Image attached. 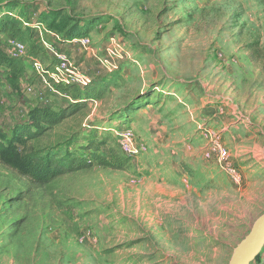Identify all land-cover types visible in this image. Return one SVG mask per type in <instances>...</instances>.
Masks as SVG:
<instances>
[{"label":"rangeland","instance_id":"obj_1","mask_svg":"<svg viewBox=\"0 0 264 264\" xmlns=\"http://www.w3.org/2000/svg\"><path fill=\"white\" fill-rule=\"evenodd\" d=\"M3 13L31 31L32 58L14 85L0 73V130L73 105L58 86H90L29 146L72 142L121 167L38 186L0 163V264H229L264 214V0H0Z\"/></svg>","mask_w":264,"mask_h":264},{"label":"trees","instance_id":"obj_2","mask_svg":"<svg viewBox=\"0 0 264 264\" xmlns=\"http://www.w3.org/2000/svg\"><path fill=\"white\" fill-rule=\"evenodd\" d=\"M7 15L10 14L3 13L0 15V37L3 35L10 36L26 44L23 38L27 34L30 35L31 31L22 28L13 18ZM28 53V59H31L32 57ZM17 61L20 60L9 57L2 46L0 38V73L10 85H14L15 81L20 80L21 75L26 77V72L19 69ZM89 87L86 86L81 91L75 84L58 86L57 88L61 92L70 93L72 102H74L73 105L66 108L42 104L35 105L28 111L25 120L12 127L10 136L0 130V163L15 171L18 175L28 178L38 186L45 185L65 175L91 169L94 165L113 169L120 168L121 166L116 165L117 162L111 164L95 156L94 153L91 160L75 156L69 151L72 142H68L64 146L56 145L43 149H34L29 146L30 142L44 137L67 119L85 109L87 106L86 101L89 99V92H87ZM104 145L103 141L93 142L88 150L97 152ZM117 160L118 158H115V161Z\"/></svg>","mask_w":264,"mask_h":264},{"label":"water","instance_id":"obj_3","mask_svg":"<svg viewBox=\"0 0 264 264\" xmlns=\"http://www.w3.org/2000/svg\"><path fill=\"white\" fill-rule=\"evenodd\" d=\"M264 246V214L252 225L248 235L234 249L229 264H250Z\"/></svg>","mask_w":264,"mask_h":264},{"label":"built area","instance_id":"obj_4","mask_svg":"<svg viewBox=\"0 0 264 264\" xmlns=\"http://www.w3.org/2000/svg\"><path fill=\"white\" fill-rule=\"evenodd\" d=\"M1 41H2V46L9 55V57L15 59H22L27 57V46L24 42L10 36H5L4 38L1 39ZM80 43L82 45H86L88 43V40L85 38L81 39ZM56 57L59 61L58 69L61 71L67 70L68 68L67 56L62 53H58ZM120 146L122 151L125 152L126 154H130L132 152L130 132L126 131L122 134Z\"/></svg>","mask_w":264,"mask_h":264},{"label":"crops","instance_id":"obj_5","mask_svg":"<svg viewBox=\"0 0 264 264\" xmlns=\"http://www.w3.org/2000/svg\"><path fill=\"white\" fill-rule=\"evenodd\" d=\"M4 37H5V35L1 36L0 38L2 39V38H4Z\"/></svg>","mask_w":264,"mask_h":264}]
</instances>
